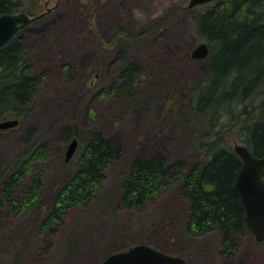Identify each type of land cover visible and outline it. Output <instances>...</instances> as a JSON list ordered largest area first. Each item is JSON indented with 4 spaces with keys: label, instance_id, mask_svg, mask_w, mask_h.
<instances>
[{
    "label": "rangeland",
    "instance_id": "obj_1",
    "mask_svg": "<svg viewBox=\"0 0 264 264\" xmlns=\"http://www.w3.org/2000/svg\"><path fill=\"white\" fill-rule=\"evenodd\" d=\"M12 1L29 14L50 9L22 29L33 73L39 77L38 92L15 128L0 129V151L8 160L27 141L48 145V159L36 164L17 187V198H26L33 175L41 169L43 198L53 205L58 188L75 170L65 160L75 135L63 138L74 124L84 136L105 134L122 146L123 156L107 168L100 197L71 209L55 234L43 230L44 215L35 208L16 217L0 207V264H99L141 238L162 251L185 253L189 264H264V240H256L247 229L234 257L221 253L220 233L192 235L185 227L188 202L180 184L169 185L141 210H127L118 201L134 158L165 154L174 169L180 163L189 167L199 159V141L211 137L201 116L192 125L183 119L190 118L184 100L207 67L204 58L191 55L204 39L190 0ZM123 28L132 37L114 39ZM122 49L143 65L140 88L131 98L103 96L117 76Z\"/></svg>",
    "mask_w": 264,
    "mask_h": 264
},
{
    "label": "trees",
    "instance_id": "obj_2",
    "mask_svg": "<svg viewBox=\"0 0 264 264\" xmlns=\"http://www.w3.org/2000/svg\"><path fill=\"white\" fill-rule=\"evenodd\" d=\"M21 6L20 2L3 0L0 12H20ZM190 11L199 35L208 43L209 54L204 58L207 67H203V76L191 85L184 100L190 118L183 119L192 125L195 117L201 116L211 137L199 141V159L189 167L180 163L174 169L165 154L134 158L122 178L118 201L127 210H141L169 185L180 184L188 202L186 229L194 236L220 233L221 253L234 257L246 222L234 185L242 159L233 141L239 140L256 156H264V0H213ZM123 36L132 34L123 28L114 39ZM119 59L117 76L102 95L131 98L140 88L143 65L129 57L126 49L119 52ZM39 85L21 30L0 47V119L21 121L27 114L24 106ZM72 135L81 139L68 161L75 170L60 185L50 207L43 198L41 169L33 175L26 198L16 196L17 187L34 166L48 159V145L27 141L12 160L0 151V207L10 209L16 217L35 208L44 215L40 222L43 230L55 234L71 209L88 206L99 198L106 170L123 156V148L101 132L84 136L76 124L63 138L69 140ZM147 242L141 238L134 243ZM177 254L187 260L185 253Z\"/></svg>",
    "mask_w": 264,
    "mask_h": 264
},
{
    "label": "water",
    "instance_id": "obj_3",
    "mask_svg": "<svg viewBox=\"0 0 264 264\" xmlns=\"http://www.w3.org/2000/svg\"><path fill=\"white\" fill-rule=\"evenodd\" d=\"M213 0H190L188 7L205 4ZM3 0H0V6ZM50 9L36 15L25 11L0 12V47L6 44L17 32L27 27L34 20L44 16ZM209 54L208 43L202 41L192 51L193 58H205ZM18 118L0 121V129L14 128ZM78 149V138L74 137L66 151L65 160L73 158ZM235 151L242 159V166L234 185L245 211L247 230L256 238L264 240V156H256L246 144L236 143ZM99 264H188L186 259L177 254L162 251L149 244H135L129 248L113 252Z\"/></svg>",
    "mask_w": 264,
    "mask_h": 264
}]
</instances>
